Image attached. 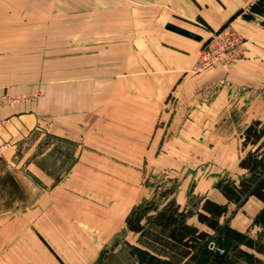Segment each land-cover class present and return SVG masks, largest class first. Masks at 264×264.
<instances>
[{"label": "rangeland", "instance_id": "1", "mask_svg": "<svg viewBox=\"0 0 264 264\" xmlns=\"http://www.w3.org/2000/svg\"><path fill=\"white\" fill-rule=\"evenodd\" d=\"M153 1L0 0V264H46L39 239L58 264H137L132 247L159 250L125 218L150 201L195 213L212 200L227 207L222 225L258 238L261 204H229L214 186L241 175L242 132L264 123V54L250 58L228 20L194 66L225 35L235 50L203 71L193 66L181 89L157 94L160 80L133 65L136 76L123 79V48L150 32ZM244 15L264 28V14ZM85 134L111 141L72 173ZM187 223L207 231L195 216Z\"/></svg>", "mask_w": 264, "mask_h": 264}, {"label": "trees", "instance_id": "2", "mask_svg": "<svg viewBox=\"0 0 264 264\" xmlns=\"http://www.w3.org/2000/svg\"><path fill=\"white\" fill-rule=\"evenodd\" d=\"M247 9L252 15L264 14V0H256ZM237 16L246 21L251 19L241 10L229 21ZM167 28L197 40L186 31ZM241 140L244 151L238 163L241 175L236 180H218L214 189L229 204L241 205L249 199L261 203L254 220L259 229L258 238L222 225L220 219L226 215L227 207L209 199H204L195 213L181 208L174 200L161 208L152 201L142 202L127 215L125 227L139 241L146 238L159 251L132 247L131 255L137 264H253L257 259L246 250L264 255V242H260L264 239V123L252 121L243 130ZM192 216L207 231L189 225L187 220Z\"/></svg>", "mask_w": 264, "mask_h": 264}, {"label": "crops", "instance_id": "3", "mask_svg": "<svg viewBox=\"0 0 264 264\" xmlns=\"http://www.w3.org/2000/svg\"><path fill=\"white\" fill-rule=\"evenodd\" d=\"M255 1L154 0L146 3L145 5L148 9L150 7L155 8L156 17L149 25L148 30L150 32L145 33L144 37L139 39L138 45H126L123 48L122 55L124 57L120 61L124 71L121 72L120 77L125 79L136 76L135 72L129 71L132 68L130 66L133 65V67L137 68L139 77L146 75L157 79L156 81L160 80L158 85H155V93L168 94L174 88L175 90L181 89L191 81V77L187 75L188 71L194 66L203 43L211 36V33L218 30L223 23L237 12L247 9ZM168 24L174 26L175 29H180L196 36L197 40L168 30ZM229 26H232L249 41L247 44L250 50L249 55L246 53L245 56L248 55L252 59L263 56L264 28L261 24L247 22L237 16L229 22ZM132 55H138V58H131ZM133 61L138 63L137 66H135V63L127 64ZM128 66L129 68H127ZM90 92L92 95L96 94L98 88L96 90L92 88ZM1 118L3 117L0 116ZM107 141L110 142L111 140L104 136H87L85 134L78 137L77 142L82 146H80L81 150L78 152V158L70 172L76 173L78 172L77 170L84 167V165L80 166V160L85 155L89 158L104 157L107 150L102 149L107 148L105 145ZM86 167L91 168V165ZM39 243L42 246L40 251L46 260V264H58L51 253H54L51 245L45 239L43 241L39 239Z\"/></svg>", "mask_w": 264, "mask_h": 264}, {"label": "built area", "instance_id": "4", "mask_svg": "<svg viewBox=\"0 0 264 264\" xmlns=\"http://www.w3.org/2000/svg\"><path fill=\"white\" fill-rule=\"evenodd\" d=\"M226 38L222 42L223 45H214L212 47H206L200 54L198 63L193 67V71L195 73L203 71L210 67L213 64H216L218 62H223L227 58V54H231L234 48V43L232 40V36L225 35ZM228 42V43H227Z\"/></svg>", "mask_w": 264, "mask_h": 264}]
</instances>
